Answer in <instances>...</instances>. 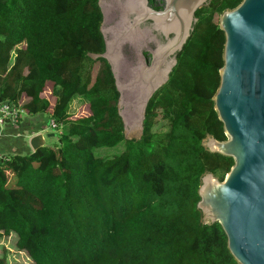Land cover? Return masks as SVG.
Instances as JSON below:
<instances>
[{
  "label": "trees",
  "instance_id": "obj_1",
  "mask_svg": "<svg viewBox=\"0 0 264 264\" xmlns=\"http://www.w3.org/2000/svg\"><path fill=\"white\" fill-rule=\"evenodd\" d=\"M240 2L197 9L141 136L128 139L110 65L88 56L105 48L98 0H0V103L23 109L19 122L47 114L61 124L48 129L55 146L0 158L2 244L26 264H239L220 224L200 222L197 191L205 172L222 181L233 165L202 140L226 139L211 99L219 16ZM10 250L1 246L0 264H25Z\"/></svg>",
  "mask_w": 264,
  "mask_h": 264
},
{
  "label": "water",
  "instance_id": "obj_2",
  "mask_svg": "<svg viewBox=\"0 0 264 264\" xmlns=\"http://www.w3.org/2000/svg\"><path fill=\"white\" fill-rule=\"evenodd\" d=\"M210 0H165L161 10L147 0H98L100 32L116 89L125 138H139L146 106L167 82L177 55L197 21L195 12ZM224 32L223 66L212 96L226 139L207 135L204 148L233 159L219 181L200 177V222H218L227 247L239 264H264V0H241L219 16ZM144 52L150 54L146 60ZM38 131L30 135L32 151L45 145Z\"/></svg>",
  "mask_w": 264,
  "mask_h": 264
},
{
  "label": "crops",
  "instance_id": "obj_3",
  "mask_svg": "<svg viewBox=\"0 0 264 264\" xmlns=\"http://www.w3.org/2000/svg\"><path fill=\"white\" fill-rule=\"evenodd\" d=\"M45 114L37 116L24 115L18 124H10L8 122L0 124V155L15 151L32 150L28 139L34 134L33 130L41 128L46 134L51 133L48 127V117ZM45 122V123H44ZM32 130V133H28Z\"/></svg>",
  "mask_w": 264,
  "mask_h": 264
},
{
  "label": "built area",
  "instance_id": "obj_4",
  "mask_svg": "<svg viewBox=\"0 0 264 264\" xmlns=\"http://www.w3.org/2000/svg\"><path fill=\"white\" fill-rule=\"evenodd\" d=\"M24 114V110L16 105L6 101L0 103V124H4L6 122L14 125L18 124L19 117ZM47 129H52L54 132H61V124H56L52 120H50ZM4 154L0 155V158Z\"/></svg>",
  "mask_w": 264,
  "mask_h": 264
},
{
  "label": "rangeland",
  "instance_id": "obj_5",
  "mask_svg": "<svg viewBox=\"0 0 264 264\" xmlns=\"http://www.w3.org/2000/svg\"><path fill=\"white\" fill-rule=\"evenodd\" d=\"M44 117H48L47 114L44 115ZM45 123V122H44ZM31 133V130L30 132ZM46 133V132H45ZM53 133V132H52ZM58 143V134L57 133H54L53 136H46L45 135V145L46 146H55L56 144ZM214 175V174H213ZM215 176V175H214ZM216 177V176H215ZM217 178V177H216ZM218 179V178H217ZM219 180V179H218ZM220 181V180H219ZM4 245L6 247H9L11 250H10V253H11V256L17 260H19L20 262L22 263H30L31 260H30V257L26 255L25 252H17V250L13 247V242L11 241V244L8 243V242H4L2 244V242H0V249H1V246Z\"/></svg>",
  "mask_w": 264,
  "mask_h": 264
},
{
  "label": "flooded vegetation",
  "instance_id": "obj_6",
  "mask_svg": "<svg viewBox=\"0 0 264 264\" xmlns=\"http://www.w3.org/2000/svg\"><path fill=\"white\" fill-rule=\"evenodd\" d=\"M147 1H148V6L154 10H161L165 6V0H147ZM144 54H145L146 60L149 62L150 54L148 52H144Z\"/></svg>",
  "mask_w": 264,
  "mask_h": 264
},
{
  "label": "clouds",
  "instance_id": "obj_7",
  "mask_svg": "<svg viewBox=\"0 0 264 264\" xmlns=\"http://www.w3.org/2000/svg\"><path fill=\"white\" fill-rule=\"evenodd\" d=\"M39 131H44V130H39ZM38 132V131H37ZM44 132H46V131H44ZM52 133V132H51ZM30 134V133H29Z\"/></svg>",
  "mask_w": 264,
  "mask_h": 264
}]
</instances>
